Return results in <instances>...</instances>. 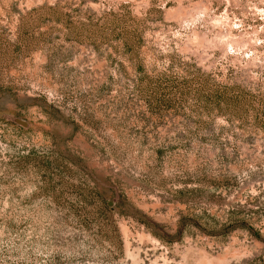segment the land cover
<instances>
[{"label": "rangeland", "instance_id": "374dc122", "mask_svg": "<svg viewBox=\"0 0 264 264\" xmlns=\"http://www.w3.org/2000/svg\"><path fill=\"white\" fill-rule=\"evenodd\" d=\"M0 264H264V0H0Z\"/></svg>", "mask_w": 264, "mask_h": 264}]
</instances>
